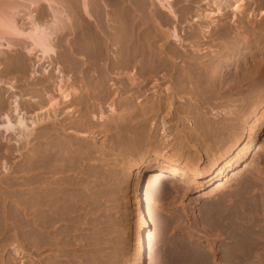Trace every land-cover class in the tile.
Instances as JSON below:
<instances>
[{
    "label": "rangeland",
    "instance_id": "374dc122",
    "mask_svg": "<svg viewBox=\"0 0 264 264\" xmlns=\"http://www.w3.org/2000/svg\"><path fill=\"white\" fill-rule=\"evenodd\" d=\"M90 1L92 4H88L90 7H88L90 9L89 14L82 12L79 0H66L63 4H59L56 1L53 4V1L51 3L46 1L41 3L36 10L37 12L35 11V22L41 26L47 25V27H50L49 24L53 22L50 19L53 18L52 14L50 15V9L48 8V10L47 7L51 5L52 7L55 6L54 10L57 8V12L59 11L58 15L62 14L57 16L63 20L62 22L60 19L61 24L63 23V28H60L61 30L58 29L59 31L57 30V37L53 41L54 55H52L51 59L45 60L43 63L40 62L38 67L33 68L34 59L28 58L30 60L28 61L25 55L22 56L23 52L21 50H12V56L8 50H0V52H4V54L0 55V123L4 115L12 116L11 108L14 97H16L18 111L23 117L24 126L27 129L24 131V135H20L17 132L5 134L0 131V264H43L44 261L46 264L47 261L50 264L56 262L57 264H62V258L58 257L63 250L62 246H69V243L74 246L73 244L76 241V247L74 246L73 248L84 249L83 252L88 255L92 251L94 241L97 242L96 249L99 250V247L103 246L101 242L105 243L106 240L105 244L108 245L115 238L112 242L115 243L116 249L108 248V253L110 256L113 254V256H116L115 258H118L116 259L118 260L117 264L122 262L123 264H145L144 260H142L143 241H145L148 251L151 250V253H153L151 264H162L165 263L163 248L178 234L188 235L187 237L191 241L193 240V244L202 247V249L205 248V251L211 247L206 252L212 255L215 251L213 253H216L213 256L214 264H222L219 257L220 251L217 250L221 248V245L218 244L217 240L215 241L213 234L203 225L200 217L206 200L217 191L233 189L235 184L245 177H251L257 181L259 185H257V189L260 193L259 198L262 203L261 207L258 205V208L261 209H257L262 212L259 211L258 216L256 213L258 211L255 212L256 216L254 214V217H257L256 221L260 219L257 223L255 222V229L257 226V228L260 227V229H256L259 237L261 234L263 235V233L259 234V232H264V210H262L264 209V0H241L239 3L241 11L238 13L232 11V2H225L224 4V0H212V4L209 0H172L170 2L172 14L153 0ZM218 8L219 10H216ZM21 15L17 20H20L19 23L21 22L22 27L24 25L23 30L27 31L29 21L26 19V12L24 11ZM83 33L86 35L85 38ZM21 62L25 63H23L25 71L19 68L18 70L16 69L21 66ZM205 69L209 71V74L205 73ZM204 77H206V80ZM200 80L206 82L214 81L221 86L218 100L216 101L217 104L214 108L215 113L213 112L212 116L219 124V127L224 128L221 130L225 132L222 131L226 141L218 144L214 153L205 152L204 148H202L200 152L194 155L195 159L191 160V169L182 166L185 162L183 158L174 160L175 163L179 164V168L188 171L186 181L176 178V172L172 167L157 165L156 159L160 155L158 153H150L149 156L142 154L131 156L126 150V144L116 132V124L118 126L124 120L134 116L137 110L134 108L135 106L140 108L145 105V107L157 106L158 100L165 98L164 100L173 101V104L170 105L169 109L164 107L165 110H162L163 112L160 114L162 117L159 116L158 121L160 122L165 118V124L169 123L167 127L170 131L167 135L171 138L176 131L181 129L180 126H175L176 118L178 115L187 114L186 103H191V100L187 97L190 93L184 87ZM156 84H159L157 85L158 87L153 89ZM137 86L143 88L139 90L136 89ZM8 87H11L13 91L10 92ZM60 87L65 94H69V97L72 100L74 99L71 105L72 108H70L72 111L70 110V113H68L66 109H62L65 112L61 109H56L57 112L54 117H57L51 118L52 114L50 113L48 122H43L42 124L40 119L42 120L43 114L41 115L42 109L40 108L49 99L59 98L62 94L59 91ZM105 93L106 95H103ZM195 93L193 92V94ZM198 94L197 92L195 96H198ZM84 95L87 97L85 96L86 98H84ZM105 96H108L107 99ZM174 96L180 97V99L174 98ZM145 99L147 101H144ZM144 102L145 105H143ZM149 103L151 104L149 105ZM83 104L84 106L86 105L89 115L88 119L90 118L86 122L87 125L84 121L79 120L80 118L78 119L80 114L86 110L82 107ZM130 107L132 108L130 109ZM180 107L182 110L179 109ZM131 112L133 113L131 114ZM62 113H66L63 114L66 116H63ZM210 113L208 111V115ZM191 117L188 115V120L186 119L183 122L184 126L193 127V117ZM63 119L66 122H63ZM70 120L71 122H69ZM153 121H156V119H151L150 122L153 123ZM51 122L56 124L51 126L49 124ZM150 122L149 124H151ZM77 124L81 126H75ZM44 125H47L48 132L51 131L52 127L55 128L56 135L54 136L55 140L52 139V141L53 134L49 133L52 135L51 138L49 135L50 141L48 140L49 145L47 147L49 149L46 150L48 151L46 152L48 164L47 170L44 169L45 171L43 172L44 145H42V142L44 138L41 137L44 134ZM85 125L86 128H84ZM74 129L78 130L75 131ZM84 129L86 130L84 131ZM92 130H94L93 133ZM159 132H161L160 128ZM69 141L71 142L69 143ZM53 142L56 143L54 144ZM63 144H67L69 147L66 145V149ZM55 145L59 146V151ZM90 149H93V151L91 152ZM62 152L65 154L63 155ZM68 152L70 153L68 154ZM50 155L55 156V158H51ZM168 155L169 153L164 157H168ZM60 157L62 159L67 158L61 161ZM54 159L59 162L56 163ZM65 165L69 168V171ZM150 180H152L153 184V186L151 184V187L157 186L158 183H161L158 186H167L165 188L167 196L155 195L156 188L151 190V187H148ZM47 182L49 184L54 182V185L52 184L51 186ZM187 183L189 184L187 185ZM56 184L59 185L57 186ZM43 190L44 192H42ZM61 190L64 192L62 193ZM45 191H49V193ZM44 193L47 201L51 202L52 200L54 202H51L50 207L49 201L48 203L46 201L48 207H46L48 230L47 228L43 229L42 224L43 202L41 200H43ZM55 194L58 197H55ZM51 195L53 198L50 197ZM156 196L160 198L158 199ZM59 201L64 203L60 205ZM88 202H92L91 205ZM74 206L77 207L73 209ZM88 206L94 207V210L91 207L89 209ZM68 207L69 211L73 209L70 214L68 213L69 211H66ZM73 211H75L74 215H72ZM100 212L102 213L101 216ZM65 213L67 216H65ZM78 215L81 217L79 218ZM89 215L93 216V218ZM161 216L162 218L166 217L168 221L172 220V224L175 222L178 224L175 221L177 219L183 223L179 224L181 226L171 224L170 228L167 229L168 235H166L165 243L163 242L164 244L159 247V244L154 242V236L160 230ZM60 217H63L64 221ZM68 217L69 220L67 221L72 220V223L66 221ZM109 218H115L116 220L109 221ZM81 219L83 222L80 221ZM154 220H157V222ZM74 221H78L77 224ZM50 222L52 225H49ZM63 223L66 224L64 225ZM102 223L104 227L101 225ZM111 224L116 230L111 227ZM95 225L96 227H94ZM90 226L94 227V230ZM106 226L108 227L106 228ZM60 227L63 229L66 227L65 230L68 228L65 235V230L64 232L61 231L62 228ZM156 227L159 228L157 229ZM176 229L179 231H176ZM89 230L92 231L90 232ZM55 232L58 233L56 234ZM62 232L63 235L61 236ZM43 234L48 236V242L46 243L48 248L45 242H42L44 241L42 238L45 237ZM112 234L115 235L112 237ZM68 235H70V238ZM93 235H96V237ZM120 235L121 238L119 237ZM262 235L261 238H258L262 242H260L262 248H257V251L255 249L254 255H251L250 259L245 262L242 261L241 264H247V261L248 264H252V262L264 264V252H262L264 250V241H262L264 238H262ZM53 236H58L59 238H53ZM75 236H78L79 239H77L78 237L75 238ZM207 237L209 240L206 239ZM50 238L51 240H49ZM86 238H89V241L92 242H87ZM211 239L214 245H211L213 244ZM77 241L83 242L80 245ZM43 243L45 245H41ZM48 244H51V246ZM120 244H122L123 248ZM60 245H62L61 248ZM56 246L59 247H57L59 250L55 248ZM158 248L161 249L159 250ZM259 249L263 253V258H261ZM56 252L58 253L56 254ZM116 254L119 256L117 257ZM161 258L163 259L160 260ZM252 259L253 261L249 262ZM257 259H260L261 261H258L261 263L256 261ZM159 260L163 262L161 263ZM217 261H220V263ZM237 261L235 264H240V260Z\"/></svg>",
    "mask_w": 264,
    "mask_h": 264
},
{
    "label": "bare ground",
    "instance_id": "6f19581e",
    "mask_svg": "<svg viewBox=\"0 0 264 264\" xmlns=\"http://www.w3.org/2000/svg\"><path fill=\"white\" fill-rule=\"evenodd\" d=\"M49 2L51 3L52 1V4L56 1L57 3L59 4H63L64 1L66 0H0V50H8L10 52V55L12 56L13 53L11 52L12 50H21V52H23V55H25V57L28 59V58H33L34 59V63H33V68H35L36 66L38 67L39 63L40 62H44L45 60H49L51 59L52 55H54V48L52 47L53 46V41L55 39L56 36V33H57V30H61L60 28H63V23L61 24V21L58 16L62 15L60 13V15H58L59 11L57 12V8L54 10V7H52L50 5V7H47V9L49 8L51 12L50 15L52 16L53 19H50L51 21V24L50 27H47L46 26H41L39 25L36 21V14H35V11L39 8V6L41 5L42 2ZM72 1H78V0H72ZM93 1V0H92ZM153 1H156L162 8L166 9L169 13L172 14V11H171V7H170V2L172 0H153ZM212 0H209V2L212 4L211 2ZM139 2V1H138ZM215 3V1H213ZM225 2L229 3V2H232V11L235 12V13H238L241 11V8H240V2L241 0H224V4ZM92 4L90 0H79V4L81 5V9H82V12H84L85 14H89V5L88 4ZM152 3V2H151ZM150 3V4H151ZM154 3V2H153ZM56 4V3H55ZM73 4V3H72ZM139 4V3H138ZM123 5V4H122ZM47 6V5H46ZM58 6V4H57ZM62 6V5H61ZM91 6V5H90ZM148 6V5H147ZM151 6V5H150ZM227 6V5H226ZM89 7V8H88ZM73 8V7H72ZM152 8V7H151ZM48 9V10H49ZM99 9V8H98ZM71 10V9H70ZM216 10H219L216 9ZM26 12V19L29 21V26H28V30L27 31H24L23 28H24V25L22 27V25L19 23V21L17 19H19V16L21 15V13L23 14V12ZM37 12V11H36ZM65 12V11H64ZM58 15V16H57ZM210 15V14H209ZM22 16V15H21ZM104 16V15H103ZM213 16V15H211ZM62 17V16H61ZM21 18V17H20ZM24 18V17H23ZM132 18V17H131ZM22 19V18H21ZM62 20V19H61ZM22 21V20H21ZM23 22V21H22ZM63 22V20H62ZM53 23V24H52ZM65 23V22H64ZM67 23V22H66ZM61 24V25H60ZM59 27V28H58ZM66 29V28H65ZM58 30V31H59ZM64 31V29H63ZM62 32V31H61ZM96 33V32H95ZM99 33V32H98ZM103 33V31H102ZM83 36L84 38L86 37V35H84L83 33ZM114 37V36H113ZM92 38H94L92 36ZM63 39V38H62ZM81 39V38H80ZM100 39V38H99ZM92 42V41H91ZM93 46V45H92ZM133 47V46H132ZM14 50V51H15ZM83 50V49H82ZM86 50V49H85ZM126 52V51H125ZM1 54H4V52H0V55ZM6 56V55H5ZM21 57V56H20ZM17 58V57H16ZM5 59V58H4ZM24 59V58H23ZM217 59V58H216ZM8 60V59H7ZM212 60V58H211ZM220 60V59H219ZM23 61V60H22ZM26 61V60H25ZM28 61H30L28 59ZM17 62V61H16ZM217 62V60H216ZM24 62H21V66L17 67L16 69L18 70L19 69H22L25 71V69L23 68ZM20 64V63H19ZM209 64V63H208ZM215 64V63H214ZM220 65V64H219ZM26 66V65H25ZM210 66V64H209ZM206 67V66H205ZM217 67V66H216ZM25 68H28V67H25ZM207 68V67H206ZM210 68V67H209ZM214 68V66H213ZM75 69V68H74ZM224 69V68H223ZM206 70V69H205ZM204 70V72H205ZM215 70V68H214ZM13 71V70H12ZM192 71V70H191ZM222 71V70H221ZM22 72V71H21ZM190 73V72H189ZM203 73V72H202ZM206 74H209V71L206 70L205 72ZM217 73V71H216ZM220 73V72H219ZM180 74V73H179ZM214 74V73H213ZM212 74V75H213ZM211 75V77H212ZM221 75V74H220ZM219 75V77H220ZM193 76V75H192ZM216 76V75H215ZM214 76V77H215ZM188 77V76H187ZM197 77V76H196ZM222 77V76H221ZM205 80H206V77H204ZM217 78V77H216ZM183 79V78H182ZM194 79V78H193ZM212 79V78H211ZM190 80V79H189ZM198 80V79H196ZM214 80V79H213ZM218 80V79H217ZM191 81V80H190ZM189 81V82H190ZM186 82V81H185ZM188 82V80H187ZM221 83V81H219ZM178 83V82H177ZM175 84V83H174ZM173 84V85H174ZM105 85V84H104ZM159 84H156L155 86H153L152 88L155 89V87L157 88ZM181 85V84H180ZM91 86V85H90ZM143 86V85H141ZM161 86V85H160ZM159 86V87H160ZM176 86V85H175ZM178 86V84H177ZM176 86V87H177ZM185 86V85H183ZM40 87V86H39ZM93 87V86H92ZM90 87V88H92ZM101 87V86H100ZM98 87V88H100ZM127 87V86H126ZM63 88V87H62ZM89 88V89H90ZM143 88V87H142ZM140 86H137L136 89H139L141 90L142 89ZM221 86L219 83L217 82H214V81H199V82H195V83H191L189 84L187 87H184V89L188 90L190 94H188V98L189 100H191V103H186V109H187V114H184V115H178V117L176 118L175 120V126H180L181 129H179L178 131H176V133L170 138L167 133L170 131V129H168L167 125L169 124H165L164 120H165V115H163L164 119H162L160 122L158 121V118L159 116H161L160 114H162V110H165V108H168L170 107L171 104H173V101H167L164 100V99H159L158 100V103H157V106H151V107H145V102L143 105V107H134L136 110V113L134 114V116H132L131 118L129 119H126L124 120L121 124H119L117 126L116 124V129L118 132L117 134L119 135L120 139L124 142V144H126V150L128 151V153L131 155V156H135V155H138V154H142V155H146V156H149L150 153H158L160 154L159 155V158L156 159V161L158 162L157 165H161L163 167H172L174 169V171L176 172V178H181V180H185L188 176V171L187 170H184V169H181L179 168V164L178 163H175L174 160L176 159H184L185 162L184 164L182 165L183 167H188L190 168L192 166V162L191 160L194 158V155H196L198 152H200V150H202V148H204L205 152H210V153H214L216 152V148L218 146V144H222L226 141V138L225 136L223 137V130L221 129H224V128H221L219 127V124L215 121V119L213 118V114L215 113L214 112V108L217 104V100H218V96H219V90H220ZM8 89H10V92L13 91V89L11 87H8ZM59 89V88H58ZM94 89V87H93ZM92 89V90H93ZM97 89V88H96ZM103 89V87H102ZM150 90V89H149ZM157 90V89H156ZM168 90V89H166ZM170 90V89H169ZM173 90V89H172ZM176 90V89H175ZM182 90H183V87H182ZM60 93H62L60 95L59 93V98L58 99H55V98H51L49 99L48 101H46L45 103H43L42 101V109L41 110V115L43 114V117H42V120L40 119V121H42V124L43 122H48L49 118H56L54 117L56 115V112L57 110L56 109H66L68 113H70V108L71 105L73 104L72 101V98L69 97V94H65V92L61 89H59ZM96 91V90H95ZM148 91V90H147ZM109 92V91H108ZM171 92V91H170ZM193 92H198V96H195V94H193ZM184 93V92H183ZM186 93V92H185ZM45 94V93H44ZM64 94V95H63ZM156 94V93H155ZM172 94V92H171ZM187 94V93H186ZM103 95H106L103 94ZM109 95V94H108ZM86 95H84V98ZM81 97V96H80ZM108 97V96H107ZM107 97L105 96V98L107 99ZM157 97V96H156ZM167 97H168V94H167ZM83 98V99H84ZM91 98V97H90ZM147 98V97H146ZM155 98V96H154ZM158 98V97H157ZM172 98V96H171ZM174 98H178V97H175ZM40 99V98H39ZM79 99V98H78ZM89 99V98H87ZM170 99V98H169ZM180 99V97L178 98ZM134 100V99H133ZM149 100V99H148ZM152 100V99H151ZM173 100V98H172ZM176 100V99H175ZM174 100V101H175ZM79 101V100H78ZM84 101V100H83ZM95 101V100H94ZM100 101V100H99ZM126 101V100H124ZM132 101V100H130ZM144 101H147L146 99ZM178 101V100H176ZM86 102V100H85ZM116 102V101H115ZM129 102V101H128ZM134 102V101H133ZM132 102V104H134ZM84 103V102H83ZM109 103V102H108ZM78 104V103H77ZM81 104V103H80ZM87 104V103H86ZM139 104V103H138ZM151 103H149L150 105ZM88 105H89V102H88ZM87 105V106H88ZM137 105V104H136ZM80 106V105H79ZM101 106V105H100ZM127 106V105H126ZM138 106V105H137ZM84 109H86V105L83 106ZM96 107V106H95ZM133 107V106H132ZM130 107V109L132 108ZM173 107V106H172ZM171 107V108H172ZM91 108V107H90ZM93 108V107H92ZM128 108V107H127ZM125 108V109H127ZM170 108V109H171ZM176 108V107H175ZM174 108V109H175ZM178 108V107H177ZM184 108V109H185ZM77 109V108H76ZM97 109V108H96ZM102 109V108H101ZM124 109V110H125ZM129 109V110H130ZM181 109V107L179 108ZM56 110V111H55ZM60 110V111H61ZM62 110V111H64ZM69 110V111H68ZM75 110V109H74ZM90 110H93V109H90ZM113 110V109H112ZM122 110V111H124ZM176 110V109H175ZM182 110V109H181ZM72 111V110H71ZM83 111V109H82ZM94 111V110H93ZM121 111V112H122ZM126 111V110H125ZM131 111V110H130ZM135 111V110H134ZM168 111V110H167ZM208 111L211 112L209 115H208ZM65 112V111H64ZM90 112V111H89ZM92 112V111H91ZM174 112H177V111H174ZM214 112V113H213ZM11 113H12V116L14 117L12 119V116H8V115H4L2 118H1V123H0V131H2L3 133L5 134H9L12 132H17L19 133L20 135H24V131H26L27 129L25 128V122H24V119L23 117L21 116V114L19 113L18 111V104L16 102V97H14V101H13V105H12V108H11ZM50 113L52 114L50 117ZM59 113V112H58ZM72 113V112H71ZM82 113V112H81ZM101 113V111H100ZM133 112H131L132 114ZM167 113V112H166ZM172 113V112H171ZM180 113V112H179ZM40 114V113H39ZM38 114V115H39ZM63 114H66V113H62ZM92 114V113H91ZM126 114V113H125ZM128 114H130V112H128ZM168 114H169V111H168ZM183 114V112H182ZM68 115V114H67ZM124 115V114H123ZM173 115V114H172ZM177 115V114H176ZM188 115L189 116H192L191 118L193 119V127L191 128H188L186 126H184V121H186V119L188 120ZM63 116H66V115H63ZM88 113H87V109L84 111V113L80 114V117H78L79 120H82L84 121V123L86 124L87 120L88 119ZM127 116V115H126ZM130 116V115H129ZM167 116V114H166ZM180 116V117H179ZM92 117V116H91ZM162 117V116H161ZM176 117V116H175ZM65 118V117H64ZM119 118V117H118ZM124 118V117H123ZM122 118V119H123ZM127 118V117H125ZM168 118V117H167ZM166 118V119H167ZM171 118V117H170ZM59 119V118H57ZM56 119V120H57ZM61 119V118H60ZM72 119V118H71ZM151 119L155 120L156 121H151ZM54 120V119H53ZM78 120V121H79ZM93 120V119H92ZM117 120V119H116ZM115 120V121H116ZM120 120V119H119ZM39 121V120H38ZM65 120L63 119V122ZM68 121V120H67ZM114 121V119H113ZM174 121V120H173ZM62 122V123H63ZM66 122V121H65ZM71 122V120L69 121ZM68 122V123H69ZM149 122L151 124H149ZM219 122V121H218ZM59 123H60V120H59ZM61 123V124H62ZM76 123V122H75ZM81 123V122H80ZM79 123V124H80ZM90 123V122H89ZM114 123V122H113ZM116 123V122H115ZM118 123V121H117ZM222 123V122H221ZM35 124V123H34ZM40 124V123H39ZM51 126H54L56 123L55 122H51L49 123ZM48 124V125H49ZM65 124V123H64ZM67 124V123H66ZM173 124V123H172ZM187 124V123H186ZM49 125V126H50ZM87 125V124H86ZM86 125L84 128H86ZM171 125V123H170ZM169 125V126H170ZM59 126L61 127V125L59 124ZM75 126H78L75 125ZM81 125H79L78 127H80ZM88 126H90L88 124ZM104 126V125H102ZM106 126V125H105ZM60 127H57V128H60ZM62 127H64L62 125ZM67 127H68V124H67ZM70 127V126H69ZM73 127V126H72ZM77 127V128H78ZM25 128V129H24ZM76 128V127H74ZM89 128V127H87ZM113 128V127H112ZM159 128L161 130V132H159ZM175 128V127H174ZM43 129V128H42ZM41 129V130H42ZM49 129V128H48ZM62 129V128H61ZM66 129V128H65ZM82 129V128H80ZM91 129V128H90ZM105 129V127H104ZM109 129V127H108ZM111 129V128H110ZM58 130V129H57ZM60 130V129H59ZM75 130V129H74ZM78 130V129H77ZM75 130V131H77ZM83 130V129H82ZM81 130V131H82ZM86 129H84L85 131ZM89 130V129H88ZM102 130V129H101ZM107 130V129H105ZM104 130V131H105ZM226 130V129H225ZM67 131V130H66ZM80 131V130H79ZM94 130H92V133H93ZM167 131V132H166ZM223 131V132H222ZM42 132V131H41ZM44 136L42 135L41 138H44L43 140V144L44 145V156H43V172L45 171L44 169L47 168V161H48V158H47V153L49 148L48 145H49V142L48 140L50 141L49 139V133L51 132L52 134V137L51 138V135H50V138L51 140L54 139V136L56 135V130L55 128L52 127L51 131L48 132L47 130V125H44ZM58 132V131H57ZM62 132V131H61ZM60 132V133H61ZM73 132V131H72ZM108 132V131H107ZM106 132V133H107ZM114 132V131H113ZM16 133V134H17ZM91 133V132H90ZM105 133V132H104ZM225 133V132H224ZM227 133V132H226ZM26 134V133H25ZM40 134V133H39ZM42 134V133H41ZM81 134V132H80ZM109 134V133H108ZM114 134V133H113ZM112 134V135H113ZM170 134V133H169ZM67 135V133H66ZM73 135V134H72ZM75 135V134H74ZM110 135V134H109ZM111 135V138L113 139ZM172 135V134H171ZM170 135V136H171ZM63 136V135H62ZM87 136V135H86ZM38 137V136H37ZM108 137V136H107ZM110 137V136H109ZM116 138V136H115ZM114 138V139H115ZM26 139V138H25ZM38 139V138H37ZM55 140V139H54ZM87 140V139H86ZM90 140V139H88ZM111 140V139H110ZM53 141V140H52ZM51 141V142H52ZM63 141V140H62ZM19 142V141H18ZM56 142H58V140H56ZM55 142V143H56ZM71 141H69L70 143ZM116 142V141H115ZM118 142V141H117ZM54 143V142H53ZM54 143V144H55ZM63 143V142H61ZM96 143V142H95ZM114 143V142H113ZM122 143V142H121ZM53 144V145H54ZM112 144V143H111ZM52 145V143H51ZM64 145V144H63ZM67 145V144H66ZM66 145H64L66 147ZM71 145V144H70ZM93 145V144H92ZM56 146V145H55ZM54 146V147H55ZM62 146V145H61ZM61 146H60V149H61ZM68 146V145H67ZM50 147V146H49ZM58 148H56L58 151H59V146H56ZM69 147V146H68ZM79 147V146H78ZM120 147V146H119ZM119 147H118V151H119ZM53 148V147H52ZM64 148V147H63ZM62 148V149H63ZM74 148V147H73ZM72 148V149H73ZM89 148V147H88ZM92 148V147H91ZM124 148V147H123ZM42 149V148H41ZM54 149V148H53ZM55 149V151H56ZM67 149V147H66ZM103 149V148H101ZM116 149V148H115ZM52 150V149H51ZM71 150V149H70ZM87 150V149H86ZM91 150V149H90ZM114 150V149H113ZM203 150V151H204ZM93 151V149L91 150V152ZM99 151V150H98ZM122 151V150H121ZM120 151V152H121ZM53 152V151H52ZM61 152V150H60ZM66 152V151H64ZM71 152V151H70ZM68 152V154L70 153ZM117 152V151H116ZM119 152V153H120ZM202 152V151H201ZM63 153V152H62ZM75 153V152H74ZM87 153H90V152H87ZM95 153V152H94ZM124 153V152H123ZM168 157H164L166 154H168ZM51 154V153H50ZM65 153H63L64 155ZM85 154V153H84ZM121 154V153H120ZM126 154V152H125ZM52 155V154H51ZM50 155V156H51ZM72 155V154H70ZM69 155V156H70ZM74 155V154H73ZM91 155V154H90ZM118 155V154H117ZM42 156V155H41ZM59 156V155H58ZM67 156V154H66ZM121 156V155H120ZM155 156V155H154ZM55 156H51V158ZM62 157V156H61ZM60 157V158H61ZM76 157V156H75ZM74 157V158H75ZM90 157V156H89ZM95 157V156H94ZM42 158V157H41ZM67 158V157H65ZM64 158V159H65ZM69 158V157H68ZM71 158V157H70ZM62 159V158H61ZM64 159H62L61 161H63ZM97 159V158H96ZM195 159V158H194ZM42 160V159H41ZM52 160V159H51ZM55 162H56V159H54ZM59 160V159H58ZM68 160V159H66ZM133 160V159H132ZM177 160V161H178ZM208 160V159H207ZM72 161V159H71ZM109 161V160H108ZM59 162V161H58ZM56 162V163H58ZM91 162V161H90ZM195 162V160H194ZM65 163V162H64ZM71 163V162H70ZM93 163V162H92ZM148 163V162H147ZM42 164V163H41ZM69 164V163H68ZM67 164V165H68ZM85 164V163H84ZM73 165V164H72ZM42 166V165H41ZM78 166V165H77ZM84 166V165H83ZM128 166V165H127ZM142 166V165H141ZM58 167V166H57ZM65 167H67L65 165ZM64 167V168H65ZM70 167V165H69ZM68 168V167H67ZM62 170V168H60ZM81 169V168H80ZM125 169V168H124ZM191 169V168H190ZM47 170V169H46ZM59 170V169H58ZM69 171V168L67 169ZM77 170V169H76ZM116 170V169H115ZM122 170V169H121ZM66 171V170H65ZM75 171V170H74ZM117 171V170H116ZM48 172V171H47ZM50 172V171H49ZM58 172V171H57ZM80 172V171H79ZM41 173V172H40ZM46 173V172H45ZM69 173V172H68ZM77 173V172H76ZM110 173V172H109ZM114 173V172H113ZM190 173V172H189ZM42 174V173H41ZM50 174V173H49ZM53 174V173H52ZM55 174V173H54ZM80 175V174H79ZM43 176V175H42ZM59 176V175H57ZM99 176V175H98ZM161 176V175H159ZM47 177V176H46ZM116 177V176H115ZM73 178V177H72ZM157 178V177H156ZM44 179V177H43ZM152 180H154V178H152ZM152 180H150L149 182V185L148 187H151V184H152ZM262 180V179H261ZM43 181V180H42ZM46 181H49V180H46ZM56 181V180H55ZM186 181V180H185ZM80 182V181H79ZM110 182V181H109ZM260 182V181H258ZM54 183V182H53ZM52 183V184H53ZM56 183V182H55ZM154 183V181H153ZM43 184V183H42ZM47 184H49L47 182ZM52 184L50 183L49 185L52 186ZM115 184V183H114ZM158 184H161V183H158ZM155 186V187H151L150 189L152 190V188H156L154 194L155 195H161V196H165L167 193L166 191V187H163L162 185L161 186ZM163 184V183H162ZM189 183H187L188 185ZM261 184V183H260ZM46 185V183H45ZM54 185V184H53ZM57 185V184H56ZM59 185V184H58ZM57 185V186H58ZM69 185V184H68ZM93 185V184H92ZM97 185V184H96ZM164 185V184H163ZM186 185V183H185ZM257 181H255L253 178L251 177H248V178H244V179H241L240 181H238L236 184H235V187L233 189H230V190H227V191H217L213 196H211L209 199L206 200L205 204H204V208L202 209V212H201V222L203 223L204 226H206L207 229H209L208 231L211 232V234H213V236L215 237V241L217 240L221 245V248L217 249L218 251H220V259H221V262L222 264H235L237 260H240V264L242 263V261H246L248 259H250V256L251 255H254L253 252L254 250L257 251V248L261 247L260 244L262 243L261 241H259L260 239L258 238H261V233H263L264 235V232H259L260 237L258 236V230L256 229H260L256 227L255 229V224L257 223V220L256 221V218L257 217H254V214L256 211H258V209H261V208H258V205H260L259 207H261V201H260V198H259V190L257 189ZM43 186V185H42ZM48 186V185H47ZM56 186V187H57ZM72 186V185H71ZM153 186V184H152ZM259 186V185H258ZM45 187V186H44ZM60 187V186H59ZM68 187V186H67ZM87 187V186H86ZM91 187V186H90ZM158 187V188H157ZM43 188V187H42ZM66 188V187H65ZM69 188H70V185H69ZM73 188V187H72ZM71 188V189H72ZM107 188V186H106ZM105 188V189H106ZM48 189H50V187H48ZM56 189V188H55ZM54 189V190H55ZM68 189V188H67ZM216 189V188H215ZM47 190V189H45ZM64 190V189H62ZM61 190V191H62ZM69 190V189H68ZM110 190V189H109ZM49 191H52V190H49ZM46 192V193H49ZM66 191V190H65ZM44 192V190L42 191ZM54 192V191H53ZM53 192H52V195H53ZM57 192V190H56ZM60 192V191H59ZM64 191H62L63 193ZM90 192V191H89ZM149 192V191H148ZM61 193V192H60ZM104 193V192H103ZM58 194V193H56ZM55 194V197L57 196ZM94 194V193H93ZM136 194V193H135ZM264 194V193H263ZM262 194V195H263ZM47 195V194H46ZM50 196L53 198V196ZM60 195V194H58ZM69 195V194H68ZM138 195V194H137ZM48 196V195H47ZM63 196V195H62ZM66 196V195H65ZM156 196V197H157ZM167 196V195H166ZM58 197V196H57ZM67 197V196H66ZM70 197V196H69ZM96 197V196H95ZM100 197V196H99ZM137 197V196H136ZM42 198V196H41ZM51 198V199H52ZM61 198V197H59ZM68 198V197H67ZM153 198V197H152ZM151 198V200H152ZM158 199L160 197H157ZM163 198V197H162ZM262 198V197H261ZM264 198V197H263ZM262 198V199H263ZM43 200H41L43 202V229H46L47 228V219H48V216L46 214V207H47V199H45V193H44V196L42 198ZM49 199V198H48ZM50 199V200H51ZM96 199V198H95ZM94 199V200H95ZM59 200V199H58ZM72 200V199H71ZM154 200V199H153ZM156 200V199H155ZM40 201V202H41ZM47 201V203H46ZM55 201V200H54ZM64 201V200H63ZM86 202V200H84ZM89 201V200H88ZM52 202V200H51ZM51 202L49 201V205L51 204ZM71 202V201H70ZM93 202V200H92ZM91 202V203H92ZM95 202V201H94ZM97 202V201H96ZM160 202V201H159ZM263 202V201H262ZM54 203V202H52ZM57 203V202H56ZM55 203V204H56ZM60 203V201L58 202ZM64 203V202H61L60 205ZM84 203V202H82ZM81 203V204H82ZM89 203V202H88ZM87 203V204H88ZM91 203H89L91 205ZM70 204V203H68ZM85 204V203H84ZM96 204V203H95ZM42 205V204H41ZM48 205V206H49ZM54 205V204H53ZM52 205V206H53ZM59 205V204H58ZM65 205V204H64ZM67 205V204H66ZM72 205V204H70ZM93 205V204H92ZM98 205V204H97ZM69 206V205H68ZM83 206V204H82ZM87 206V205H86ZM85 206V207H86ZM96 206V205H95ZM257 206V207H256ZM51 207V205H50ZM49 207V208H50ZM59 207V206H57ZM62 207V206H61ZM66 207V206H65ZM64 207V209H65ZM77 206H74V208H76ZM89 209L91 206H88ZM99 207V205H98ZM98 207H96L98 209ZM48 208V207H47ZM63 208V207H62ZM61 208V209H62ZM67 208V207H66ZM84 208V207H83ZM87 208V207H86ZM93 208L94 210V207H91ZM95 208V210H97ZM100 208V207H99ZM159 208V207H158ZM202 208V207H201ZM258 208V209H257ZM58 209V208H57ZM60 209V208H59ZM71 209V207H70ZM71 209L69 211V207H68V210L66 209V211H69L68 213L70 214V212L72 213V210ZM162 209V208H161ZM54 210V209H53ZM52 210V211H53ZM82 210V209H80ZM166 210V209H165ZM264 210V209H262ZM51 211V210H49ZM51 211V212H52ZM57 211V210H56ZM59 211V210H58ZM84 211V210H83ZM87 211V210H86ZM85 211V212H86ZM89 211V210H88ZM92 211V210H91ZM161 211V210H160ZM260 211V210H259ZM258 212L257 213V216H258ZM74 212L73 211V214L74 215ZM79 212V210H78ZM77 212V213H78ZM83 212V213H85ZM97 212V211H96ZM112 212V211H111ZM157 212V211H156ZM262 212V211H260ZM264 212V211H263ZM61 213V212H60ZM59 213V214H60ZM88 213V212H87ZM93 213V211H92ZM159 213V212H157ZM50 214V212H49ZM52 214V213H51ZM89 214V213H88ZM100 216L102 215V213L100 212L99 213ZM264 214V213H263ZM42 215V213H41ZM81 215V214H80ZM85 215V214H84ZM95 212H94V216H95ZM156 215V213H155ZM57 216V215H56ZM65 216L66 213H65ZM71 216V215H70ZM90 217L93 218V216L89 215ZM105 216V215H104ZM106 216L108 218V215H107V212H106ZM158 216V215H157ZM256 216V214H255ZM39 217V216H38ZM41 217V216H40ZM52 217V216H51ZM58 217V216H57ZM71 217H74V216H71ZM79 217V215H78ZM77 217V218H78ZM81 217V216H80ZM79 217V218H80ZM87 218V216H85ZM98 217V216H97ZM96 217V218H97ZM156 217V216H155ZM264 217V216H263ZM42 218V217H41ZM50 218V217H49ZM54 218V217H53ZM63 219V217H60ZM99 218V217H98ZM105 218V217H104ZM159 218V217H158ZM259 218H260V215H259ZM70 219H73V218H70ZM76 219V218H75ZM82 219H83V215H82ZM80 220L81 222H83V220ZM85 219V218H84ZM100 219H103V218H100ZM99 219V220H100ZM106 219V218H105ZM104 219V220H105ZM114 220H116L115 218H113ZM113 219L109 218V221L112 220L114 221ZM156 219V218H155ZM170 219V218H169ZM200 219V218H198ZM262 219V218H261ZM59 220V218H58ZM69 220V217L68 219L66 218V221ZM79 220V219H77ZM93 220V219H92ZM94 220H96L94 218ZM121 220V219H120ZM119 220V221H120ZM50 221V220H49ZM56 221V220H55ZM60 221V220H59ZM58 221V223H59ZM64 221V219H63ZM62 221V222H63ZM72 221V220H71ZM71 221H67L68 223H72ZM88 221V220H87ZM91 221V220H89ZM97 221V220H96ZM118 221V222H119ZM157 222V220H154ZM177 221L178 224H176V222L174 224L176 225H179L180 223H183L181 220L177 219L175 220ZM41 222V221H40ZM62 222H60L62 224ZM66 222V223H67ZM76 222V221H74ZM78 222V221H77ZM76 222V224H77ZM99 222V221H98ZM107 222V221H106ZM256 222V223H255ZM57 223V224H58ZM65 223V224H66ZM86 223V221H85ZM91 223H93L91 221ZM97 223V222H96ZM104 223V222H103ZM101 224L103 225L104 227V224ZM148 223V222H147ZM260 223V222H259ZM64 224V223H63ZM64 224V225H65ZM75 224V225H76ZM88 224V222H87ZM118 224V223H117ZM121 224V223H119ZM172 224V220H167V218H162V216L160 217V230L157 232V234H155L154 236V242L156 244H159V247L160 245H163L165 243V240L167 239V236L168 235L167 233V229L170 228V225ZM172 224V225H174ZM200 224V223H199ZM263 224V223H262ZM49 225H52L51 222ZM55 225V224H54ZM53 225V226H54ZM63 225V226H64ZM71 225V224H70ZM69 225V226H70ZM73 225V224H72ZM79 225H80V222H79ZM84 225V224H83ZM94 225V224H93ZM107 225V224H106ZM114 225H115V222H114ZM175 225V226H176ZM202 225V224H201ZM202 225V226H203ZM41 226V225H40ZM61 226V225H60ZM92 226V225H91ZM90 226V227H91ZM100 226V225H99ZM98 226V227H99ZM181 226V225H179ZM177 226V227H179ZM183 226V225H182ZM201 226V227H202ZM203 226V227H204ZM261 226V225H259ZM42 227V226H41ZM49 227V226H48ZM67 227V225H66ZM64 229L62 227V230L64 232L65 228ZM72 227V226H70ZM75 227V226H74ZM87 227H89L87 225ZM96 227V225L94 226ZM94 227H91L93 230H94ZM108 226H106L107 228ZM110 227V226H109ZM111 227H112V224H111ZM118 227V226H116ZM53 228V227H52ZM84 228V227H83ZM90 228V229H91ZM113 228V227H112ZM157 228V227H156ZM155 228V229H156ZM159 228V227H158ZM157 228V229H158ZM176 228V227H175ZM264 228V226H263ZM49 229H51V227H49ZM68 229V228H67ZM66 229V230H67ZM70 229V228H69ZM73 230V228H71ZM82 229V228H81ZM115 229V228H113ZM121 229V228H120ZM156 229V231H157ZM178 229V228H177ZM176 231H179L177 230ZM48 230V228H47ZM66 230L64 232V235L66 234ZM77 230V229H75ZM74 230V231H75ZM79 231H82L80 229H78ZM96 230V228H95ZM103 230V229H102ZM101 230V231H102ZM116 230V229H115ZM114 230V231H115ZM173 230V229H172ZM171 230V231H172ZM205 230V229H204ZM262 230V229H261ZM45 231V230H44ZM52 231V230H51ZM56 231V230H55ZM60 231V232H61ZM72 231V232H74ZM78 231V232H79ZM90 231V230H89ZM92 231V230H91ZM90 231V232H91ZM99 231V229H98ZM107 231V229H106ZM110 231V230H109ZM169 231V230H168ZM260 231V230H259ZM63 232L61 233V236L63 235ZM68 232H70L68 230ZM104 232V231H103ZM101 232V233H103ZM116 232V231H115ZM191 232V231H190ZM206 232V231H205ZM53 233V232H52ZM51 233V235H52ZM56 233V232H55ZM58 233V232H57ZM56 233V234H57ZM75 233V232H74ZM82 233V232H81ZM86 233V232H85ZM95 233V231H94ZM92 233V234H94ZM108 233V232H107ZM189 233V231H188ZM193 233V232H192ZM209 233V232H208ZM60 234V233H59ZM68 234V233H67ZM71 234V233H70ZM77 234V233H76ZM79 234V233H78ZM98 234V233H97ZM105 234V233H104ZM118 234V233H117ZM186 234V233H185ZM206 234V233H205ZM44 235V234H43ZM49 235V234H48ZM55 235V234H53ZM81 235V234H80ZM86 235V234H85ZM107 235V234H106ZM111 235V234H110ZM108 235V236H110ZM113 235L115 234H112V237ZM175 235V234H174ZM192 235V234H191ZM194 235V234H193ZM262 235V238H264ZM45 237L42 238V242H45V244L48 242V236L44 235ZM60 236V237H61ZM69 238H70V235H68ZM67 236V237H68ZM82 236V235H81ZM96 237V235H93ZM102 236V234H101ZM117 236V235H116ZM188 236V235H187ZM183 234H178V235H175L172 239V241L170 243H168L165 248H163V251H164V260H165V263H162L160 260H162L163 258H161L159 261L162 263V264H214V255L216 254H209V252H206L208 249L210 250V245L206 251L204 249H202V247H199L195 244L192 243V241L190 240L189 237H187ZM207 236V235H206ZM40 237V236H39ZM50 237V235H49ZM56 238L58 236H53V238ZM71 237H74V236H71ZM78 237V236H75V238ZM86 237V236H84ZM95 237H93L95 239ZM104 237V236H102ZM111 237V236H110ZM109 237V238H110ZM121 238V235L119 236ZM140 237V236H139ZM193 237V236H192ZM59 238V237H58ZM62 238V237H61ZM68 238V239H69ZM74 238V239H75ZM105 238V237H104ZM108 238V239H109ZM65 239V238H64ZM79 239V237L77 238ZM76 239V240H77ZM81 239V238H80ZM87 239V238H86ZM94 239H92L94 241ZM98 239V238H97ZM100 239V238H99ZM116 239V238H115ZM113 239V240H115ZM208 239V237L206 238ZM41 240V239H40ZM51 240V238L49 239ZM54 240V239H53ZM61 240V239H60ZM72 240V239H71ZM82 240V239H81ZM80 240V241H81ZM85 241V239H83ZM88 241L87 242H92V241H89V238L87 239ZM96 240V239H95ZM101 240V239H100ZM99 240V241H100ZM112 240V241H113ZM119 240V239H118ZM169 240V239H168ZM209 240V239H208ZM206 240V242L208 241ZM212 240V239H211ZM57 241V240H56ZM64 241V240H63ZM66 244H67V238H66ZM70 241V240H69ZM110 241L107 244L106 243V240H105V243L104 242H101L103 245L102 247H99L100 249H96V241L93 242L92 246V251L87 255L86 252L84 253L83 250H81L80 248L79 249H76V248H73L76 244V241L74 243V240H73V245L70 244L69 242V246L66 245V246H62L60 245V248L61 246L63 247V250L62 252L59 254V258L61 257L62 258V264H117V261L116 259L118 258H115L116 256H110V254L108 253V248H115L116 249V246L114 245L115 243ZM122 241V240H121ZM121 241H118V242H121ZM264 241V239L262 240ZM50 242V241H49ZM52 242V241H51ZM79 241H77L78 243ZM83 242V241H82ZM82 242H79L80 245ZM164 242V243H163ZM213 242V240L211 241ZM261 242V243H260ZM55 243V242H54ZM58 243V242H57ZM62 243V242H61ZM72 243V241H71ZM196 243V242H194ZM209 243V241H208ZM44 243L41 244V245H45ZM60 244V243H59ZM91 244V243H90ZM118 244V243H117ZM116 244V245H117ZM123 244V243H122ZM122 244H120V246H122ZM198 244V243H197ZM51 246V244H48ZM86 245V243H85ZM211 245H214V242L213 244ZM47 246V244H46ZM55 246V245H53ZM52 246V248H54ZM83 246V244H82ZM81 246V247H82ZM91 246V245H90ZM88 246V248L90 247ZM204 246V245H203ZM43 247V246H42ZM58 246H56L55 248H57ZM65 247V248H64ZM76 247V246H75ZM80 247V246H78ZM119 247V246H118ZM213 247V246H212ZM48 248V246H47ZM59 248V247H58ZM57 248V249H58ZM87 248V247H86ZM123 248V246H122ZM217 248H218V245H217ZM46 249V248H45ZM50 249V248H49ZM91 249V247H90ZM113 249V250H115ZM142 249H143V259L145 264H151L152 260H153V253H151V250L148 251V248H146V243L145 241H143V244H142ZM159 249V248H158ZM161 249V248H160ZM159 249V250H160ZM263 249H264V246H263ZM59 250V249H58ZM86 250H89V249H86ZM111 250V249H110ZM118 250V248H117ZM121 250V249H120ZM123 250V249H122ZM90 251V250H89ZM48 252V251H47ZM52 252V251H51ZM116 253V251H114ZM118 252V251H117ZM137 252V250H136ZM217 252V251H216ZM259 252H260V249H259ZM264 252V250L262 251ZM55 253V252H54ZM58 252H56L57 254ZM120 253V252H119ZM122 253V252H121ZM161 253V252H160ZM257 253V252H256ZM261 253V252H260ZM52 254V253H50ZM54 254V255H56ZM118 254V253H117ZM116 254V255H117ZM159 254V253H158ZM259 254V253H258ZM45 255V253H44ZM48 255V254H47ZM121 255V254H120ZM256 255V254H255ZM119 255H117L118 257ZM263 256V253H261V258ZM42 257V256H41ZM47 257V256H46ZM53 257V256H52ZM159 257V255H158ZM163 257V255H162ZM256 257V256H254ZM254 257H251V258H254ZM260 258V256H258ZM257 258V257H256ZM260 258V259H261ZM255 259V258H254ZM260 259H257L256 261L260 260ZM48 260V259H47ZM46 260V261H47ZM263 260V259H262ZM43 261V260H42ZM51 261V260H49ZM55 262V260H53ZM122 261V260H121ZM253 261L250 260L249 262ZM255 261V260H254ZM261 261V260H260ZM258 261V262H260ZM53 262V263H54ZM60 262V261H59ZM60 262V263H61ZM120 262V261H119ZM218 262V261H217ZM238 262V261H237ZM264 262V261H263ZM262 262V263H263ZM50 264V262L47 261V264ZM220 263V261L218 262ZM254 262H252L253 264ZM257 263V262H256ZM261 263V262H260ZM43 264H46V262L44 261ZM54 264H57L54 263ZM119 264V263H118ZM123 264V262L121 263ZM160 264V263H158ZM238 264V263H237ZM247 264H248V261H247ZM255 264V263H254Z\"/></svg>",
    "mask_w": 264,
    "mask_h": 264
}]
</instances>
